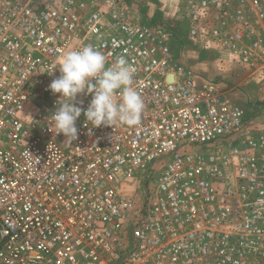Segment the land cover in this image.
<instances>
[{"label": "built area", "instance_id": "2783aa9c", "mask_svg": "<svg viewBox=\"0 0 264 264\" xmlns=\"http://www.w3.org/2000/svg\"><path fill=\"white\" fill-rule=\"evenodd\" d=\"M169 2L0 0V264H264V128L191 66L217 53L264 95V0ZM88 44L133 65L145 107L136 126L82 112L69 144L49 73Z\"/></svg>", "mask_w": 264, "mask_h": 264}, {"label": "clouds", "instance_id": "9594fccd", "mask_svg": "<svg viewBox=\"0 0 264 264\" xmlns=\"http://www.w3.org/2000/svg\"><path fill=\"white\" fill-rule=\"evenodd\" d=\"M58 68L60 75L49 84L53 94L59 93V104L50 113L55 134H63L69 144L77 138L76 120L82 112L85 123L92 127L117 124H140L144 101L134 88L135 69L124 56H117L106 66V56L88 44L78 50L62 52L52 74ZM91 94L84 109L83 101L77 103L79 94Z\"/></svg>", "mask_w": 264, "mask_h": 264}, {"label": "crops", "instance_id": "0c3cea01", "mask_svg": "<svg viewBox=\"0 0 264 264\" xmlns=\"http://www.w3.org/2000/svg\"><path fill=\"white\" fill-rule=\"evenodd\" d=\"M142 1V0H138ZM158 0H148L146 1V5L149 8V16L152 15L153 17H164L167 16L168 8L171 6L169 0L165 1V9L161 8V10L156 7V3ZM162 1V0H160ZM142 4L144 2H141ZM163 4V3H162ZM164 6V5H163ZM148 14V13H147ZM146 17V15H145ZM214 52H209L207 55H214ZM219 55V54H215ZM201 62V61H200ZM199 62V63H200ZM198 63V64H199ZM205 64L203 61L200 66L199 70L207 72L209 69H213L215 71H220L221 73L209 74L203 73L207 77H217V76H224L226 80L231 84H235L236 88L231 92L230 96L233 101L241 106L245 110V117L247 120H254L258 123L259 127L264 128V95L258 92L253 83V80L249 78L248 72L241 69L235 63L228 64L227 62L217 60L215 63ZM223 69V70H222ZM224 71V72H223ZM200 74V72H198ZM224 73V74H222ZM201 75V74H200Z\"/></svg>", "mask_w": 264, "mask_h": 264}, {"label": "rangeland", "instance_id": "374dc122", "mask_svg": "<svg viewBox=\"0 0 264 264\" xmlns=\"http://www.w3.org/2000/svg\"><path fill=\"white\" fill-rule=\"evenodd\" d=\"M146 1H148V0H142L141 2H144L143 4V6H144V10L145 11H147L149 8H148V5H146ZM163 3V4H162ZM156 7H158L160 10H161V8H163V9H165L166 7H165V1L163 2V0L162 1H160V0H158L157 1V3H156ZM164 5V6H163ZM219 58L221 59V56L220 55H207V52L206 51H202L200 54H199V56H198V58L197 59H191V66L197 71V72H200V74L202 75V76H204L205 77V75L203 74V73H201V72H204V73H209V74H215V73H221L220 71L218 72V71H215V70H213V69H209V71H207V72H205V71H203L204 69H202L201 71L199 70V66H200V64L204 61L205 62V64H209L208 62H210V63H215V61H217V60H219ZM201 61V62H200ZM222 61H224V60H222ZM200 62V63H199ZM224 62H226V61H224ZM199 63V64H198ZM223 70V69H222ZM224 72V71H223ZM222 74H224V73H222Z\"/></svg>", "mask_w": 264, "mask_h": 264}]
</instances>
